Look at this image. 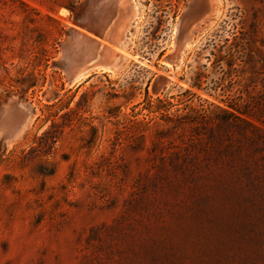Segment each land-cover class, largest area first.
Returning <instances> with one entry per match:
<instances>
[{"label":"rangeland","instance_id":"374dc122","mask_svg":"<svg viewBox=\"0 0 264 264\" xmlns=\"http://www.w3.org/2000/svg\"><path fill=\"white\" fill-rule=\"evenodd\" d=\"M0 264H264V0H0Z\"/></svg>","mask_w":264,"mask_h":264},{"label":"trees","instance_id":"16d2710c","mask_svg":"<svg viewBox=\"0 0 264 264\" xmlns=\"http://www.w3.org/2000/svg\"><path fill=\"white\" fill-rule=\"evenodd\" d=\"M85 96L82 97V99ZM56 105V103H53L51 105L49 104H44L43 108H42V112H44V109H51L52 107H54ZM64 107H61L58 111H54L49 113V115L47 116V118H49L51 120V129L47 130L46 132L43 133V135L41 137H38L36 139V142L38 143V145L40 146L41 144L45 143V144H52L54 142H56L59 138H60V134L63 133L64 131V127L67 125L66 121H62L59 122V119L62 118L65 119L69 117V115H71L72 113H76L77 110L74 108H70L68 103L66 105H63ZM67 109L66 113L63 115H60L59 112L63 109ZM231 115L235 118V119H239L242 120L243 119L233 113H231Z\"/></svg>","mask_w":264,"mask_h":264},{"label":"water","instance_id":"95a60500","mask_svg":"<svg viewBox=\"0 0 264 264\" xmlns=\"http://www.w3.org/2000/svg\"><path fill=\"white\" fill-rule=\"evenodd\" d=\"M98 40L102 41L105 38L104 31L100 32L97 36H95ZM87 45L86 54L87 59L85 61V66L92 65L93 63H98L104 57V48L101 51V44L97 41L89 40Z\"/></svg>","mask_w":264,"mask_h":264},{"label":"crops","instance_id":"0c3cea01","mask_svg":"<svg viewBox=\"0 0 264 264\" xmlns=\"http://www.w3.org/2000/svg\"><path fill=\"white\" fill-rule=\"evenodd\" d=\"M103 42V41H102ZM104 43V42H103ZM108 56H112V54L110 53V52H105L104 53V57L106 58V57H108ZM99 66H101L100 65V62H98V63H93L91 66H85V67H83L85 70H87V69H90L91 68V70H95V69H97V68H100ZM91 70H89L83 77H86L88 74H89V72L91 71Z\"/></svg>","mask_w":264,"mask_h":264},{"label":"bare ground","instance_id":"6f19581e","mask_svg":"<svg viewBox=\"0 0 264 264\" xmlns=\"http://www.w3.org/2000/svg\"><path fill=\"white\" fill-rule=\"evenodd\" d=\"M89 66H91V65H89Z\"/></svg>","mask_w":264,"mask_h":264}]
</instances>
